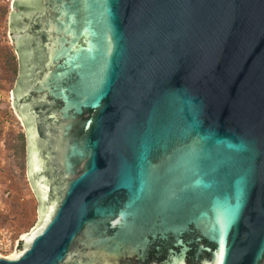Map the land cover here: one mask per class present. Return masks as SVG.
Instances as JSON below:
<instances>
[{
	"label": "water",
	"instance_id": "95a60500",
	"mask_svg": "<svg viewBox=\"0 0 264 264\" xmlns=\"http://www.w3.org/2000/svg\"><path fill=\"white\" fill-rule=\"evenodd\" d=\"M13 7L39 218L0 264H264V0Z\"/></svg>",
	"mask_w": 264,
	"mask_h": 264
},
{
	"label": "rangeland",
	"instance_id": "374dc122",
	"mask_svg": "<svg viewBox=\"0 0 264 264\" xmlns=\"http://www.w3.org/2000/svg\"><path fill=\"white\" fill-rule=\"evenodd\" d=\"M15 1V0H14ZM9 5L5 18H0V251L5 252L4 240L11 237L19 241L38 222L39 203L29 184L26 168L25 126L14 107L13 89L17 76L7 71L3 54L7 48L17 51L10 31V16L18 12ZM18 75V73H17ZM25 139V151H21L22 138ZM14 251V247H13Z\"/></svg>",
	"mask_w": 264,
	"mask_h": 264
},
{
	"label": "trees",
	"instance_id": "16d2710c",
	"mask_svg": "<svg viewBox=\"0 0 264 264\" xmlns=\"http://www.w3.org/2000/svg\"><path fill=\"white\" fill-rule=\"evenodd\" d=\"M9 11V5H2L0 7V18H5L7 13ZM4 56V60H5V64L7 66V71H9V73H11L14 77L17 76L18 73V61H17V57L15 55V53L13 52V50H11L10 48H7L5 50V53L3 54ZM22 138V144H21V151L23 153V151H25V139H24V135H21ZM24 154V153H23ZM21 245V243H20ZM19 245V247H20Z\"/></svg>",
	"mask_w": 264,
	"mask_h": 264
},
{
	"label": "built area",
	"instance_id": "2783aa9c",
	"mask_svg": "<svg viewBox=\"0 0 264 264\" xmlns=\"http://www.w3.org/2000/svg\"><path fill=\"white\" fill-rule=\"evenodd\" d=\"M8 2H10L11 4L14 3V0H7ZM18 242L19 241H16L14 243L13 239L11 237H8L7 239L4 240V243H5V252L2 253L0 251V255H3V256H9L11 255L12 253H14L17 249V245H18ZM13 247H14V251H13Z\"/></svg>",
	"mask_w": 264,
	"mask_h": 264
},
{
	"label": "bare ground",
	"instance_id": "6f19581e",
	"mask_svg": "<svg viewBox=\"0 0 264 264\" xmlns=\"http://www.w3.org/2000/svg\"><path fill=\"white\" fill-rule=\"evenodd\" d=\"M27 234H29V232H28ZM27 234H25V235H27ZM14 254H15V253H13L12 255H14ZM12 255H11V256H12Z\"/></svg>",
	"mask_w": 264,
	"mask_h": 264
}]
</instances>
